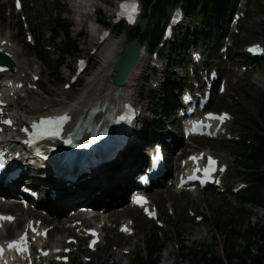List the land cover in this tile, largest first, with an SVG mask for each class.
<instances>
[{"label":"rangeland","instance_id":"obj_1","mask_svg":"<svg viewBox=\"0 0 264 264\" xmlns=\"http://www.w3.org/2000/svg\"><path fill=\"white\" fill-rule=\"evenodd\" d=\"M20 1L22 6L18 7L16 6V0H0V25L3 26L4 30L10 26L12 32L17 33L18 37H22L20 42L22 51L26 56L32 58V65L38 67V74L35 75L37 84L28 83L26 79H23L15 93L2 87L0 89V98L16 100L20 107L27 105L29 113L37 114L40 111L50 109L54 102L64 98L65 93L69 95L68 99L76 98L82 88L87 86L88 77L97 70L108 71L112 69L116 59L110 61L107 66L104 64L96 51V46L90 41L88 31L90 22L77 24L76 18L79 15L75 8L72 7L70 0ZM140 1L142 6L140 16L135 23L131 24L124 20L115 22L117 16L114 12L118 8L119 0H95L96 8L98 9L97 17L100 20L110 22V26L105 24L106 26L103 28L108 30V32L112 31L111 38L116 39L126 36L123 46L129 41L127 31L136 26L142 17L146 15L150 19V26L161 18L162 40L166 42L165 52L163 55L161 51H158V54L155 53L151 50L149 42L143 40L142 45L148 49L149 64L140 88L139 104L131 106L138 114L141 104L144 106L143 109L147 106L146 108H149V110L145 113L149 116L150 122L161 128V117L164 121V116L160 114V111L163 109L164 103H166L165 94L174 85V71L189 77V75H194L193 70L197 67L196 73L199 75L200 82L210 76L212 72L218 73L219 79L217 82L221 85L213 90V100L209 104L207 112H225V114L232 116V120L226 123L225 137L195 138L192 145L183 144V148L179 149V151L188 148L189 150L185 151L187 155L192 154L196 150H203L216 155L221 164L228 165L227 170L223 173L225 186L223 189L221 187L199 189L194 194L199 193L197 198H200V200L190 203L189 196H192L190 193L177 191L174 185L164 183L151 190L152 204L157 210L156 218L150 219L138 209H129L128 215L120 218L118 222L105 219L104 235L96 247H90L89 238H85L86 232L81 231L77 226L70 227L65 236H68L67 239L76 237L77 242L75 243L79 245L75 243L68 245L69 247L65 248L68 251L61 253L62 258L52 257L49 264H135V256L145 253L148 239L155 233L164 241L157 264H162L163 262L167 264H188V261L181 257L184 246L197 251L206 250L218 257L227 258V253L232 246L242 250L246 245V241L238 232H243L250 224H264V207L252 203H243L239 199V196L249 185L250 179L249 167L244 159V154L247 151L246 145L254 141L260 132L261 117L259 114L264 105V88L255 84L254 78L264 71V60L259 58L254 62L252 64L255 65L254 69L251 68L252 65H245L242 61L238 65H233L234 74L231 76V81L238 79L240 82L238 87L231 88L230 94L222 93L224 88L222 84L226 74L224 69L226 65H229V59L226 58L227 54L224 49L227 46L231 47L235 51L233 55L243 59L245 56H240V51L248 49L249 45L254 43L262 42L264 44V0H247L243 9L245 15L242 17L246 27L241 28L238 26L235 28L234 23H232L224 40L212 37V42L209 32H211L213 27L214 15L219 12H226L225 15L229 18L232 15L233 8L240 14L242 10L241 8H236L237 3L229 10L226 8L221 9L222 6L220 5L215 6L212 10V25L208 27L199 24L197 21H190L181 3L179 5L168 4L166 6V15L161 17L158 4L153 8L154 14L149 15V7L146 6L143 0ZM176 6L182 7L184 12H181L175 25H172V32L167 35L164 32L165 26L168 22L170 23ZM223 10L225 11L222 12ZM62 11L63 13L61 14ZM249 12L252 14H249ZM253 19L257 21L252 26L254 29L250 30V23ZM60 20H65L71 24L70 35L77 42L78 51H70L66 55L59 52L58 49L63 45L64 35L59 32V35L55 38L51 34V30L58 26ZM197 30L203 33L199 40H197ZM177 43L182 52L179 56H175L171 51ZM208 45L211 48H208ZM37 46L42 50H46L47 60L41 61L38 59L36 55ZM162 46L159 43L158 48ZM202 48H204L203 54L201 52ZM120 53L121 50L119 51ZM196 53H199L200 58L205 60L202 66L193 61ZM119 54L116 55V58L119 57ZM221 57L226 58L225 64L216 63ZM61 60L64 63L58 69H55V65ZM82 60L87 61V64L86 68L79 72L78 68ZM152 67L157 68V72ZM193 82L196 83L194 76L191 78L185 77L182 80V89L189 87ZM192 87L194 89L197 88L196 86ZM203 90H199V99L204 96ZM151 91H153L154 95L150 93ZM142 93H145V98L142 97ZM231 94L236 95L238 99L233 100ZM216 95L218 97L215 98ZM153 100H156V102L154 103ZM240 102L246 105L249 110L239 107ZM175 116L178 117L176 111L167 119V123H172L174 130L182 137L181 127L178 121H175ZM242 124L248 125L244 133L239 129ZM133 136L135 137V133H133ZM154 144L152 142L150 152H154ZM132 148L127 150L131 151ZM127 150L126 153H128ZM172 163L175 164V158L170 161V164ZM48 183L46 182V184ZM167 186L172 189L171 193H167ZM159 190H162V192L159 193ZM22 192L26 194L25 190ZM207 192H212L217 197L205 200L204 196ZM48 194L50 197L48 196L46 201L50 203L56 202L55 196L51 195L50 190ZM176 200L182 204L186 202L185 206L173 208L171 204ZM118 205H121V203L117 202L116 206ZM77 206H70L63 212L62 216L66 215L68 217L70 215L68 210H75ZM98 207L101 208L100 205ZM0 208H4V206H0ZM11 208L12 210L10 209V211L15 216L21 213L24 218L20 228L25 227L29 217L33 216L30 211L38 210L40 213L46 211V209H41L35 204H30L28 208H21V210ZM37 218L40 217H34L35 220ZM125 219L132 224V234L128 236L125 233H119L118 238L115 240V234L119 231L121 232L120 222ZM98 221L100 219L96 218L93 222L97 223ZM227 223L231 225L228 229L225 226ZM44 224L50 226L51 223ZM90 226L92 227V225ZM205 226L208 229H212V232L206 238L193 240L189 234L185 237L188 229ZM10 230H12L13 235H16L19 228L16 226ZM129 249H132L129 255L121 254L120 257L115 256L116 261H113V256H110L111 252L127 251ZM168 250H171V253L165 260L164 253L168 252ZM254 251H256L255 248ZM36 263L48 264L46 260L43 261L41 258H37Z\"/></svg>","mask_w":264,"mask_h":264},{"label":"bare ground","instance_id":"obj_2","mask_svg":"<svg viewBox=\"0 0 264 264\" xmlns=\"http://www.w3.org/2000/svg\"><path fill=\"white\" fill-rule=\"evenodd\" d=\"M71 5L77 11L79 17L76 18V22L78 25L89 23V35L90 41L92 44L96 46V51L99 56L102 58L104 64H107L112 60H117V54L119 51L123 50L124 46L122 45L125 42L126 36H122L120 38L112 39V31L108 34L105 29L101 27H97L94 24V18L89 13L88 9H92L97 4L95 0H70ZM244 0H239L236 8L244 9L245 5ZM141 5L136 9V20L140 16ZM248 12V11H247ZM116 16H119V9L114 12ZM224 13H216L214 15V22L211 32H209V37L212 42V37H216V39L224 40L228 34V29L230 27V21ZM249 14H252L249 12ZM241 17V15H239ZM100 18L97 17V20ZM135 20V21H136ZM256 19H253L250 23V30H253L252 26L254 25ZM92 23V24H91ZM238 26L241 28L246 27L244 24V20L241 18L239 19ZM11 27L8 26L4 30L3 26L0 25V51L8 54L16 63L17 71L14 74L4 72L0 73V89L5 87L12 93H15L21 85L23 79H26L28 83L37 84L35 75L38 74V67L36 65H32V58L26 56V54L22 51L20 46L21 38L18 37L17 33L12 32ZM262 42H258V44L254 43L252 45L259 47ZM240 51V56H245L243 59H239L240 57H236L233 55L234 49L227 46L224 49V52L227 54V59H229V65L225 66V78L223 93L230 94L231 88L238 87V83L240 82L238 79L236 81H231V76L234 74V70L232 69L233 65H238L240 61L243 63L252 65L256 62L259 58L264 60V52L260 56L254 54L250 48ZM208 48L211 46L208 45ZM223 51V50H222ZM202 54L204 53V48L201 49ZM121 54V53H120ZM119 54V55H120ZM195 58L193 59L195 63L202 66L204 63V59L200 58V54L196 53ZM226 58L221 57L216 61L219 64H225ZM236 59V60H235ZM115 60V62H116ZM114 62V65H115ZM151 62V61H150ZM149 64V56H148V49L145 46H141V52L138 60L136 61L135 65L129 72L126 81L120 87L113 82L111 78V73L114 71V65L112 69L108 71H104L103 69L97 70L94 74L90 75L87 80V86L82 88L81 92L78 94L76 98L68 99L69 95L65 93L64 98H60L58 101L54 102L50 109L40 111L43 113L45 111H54L56 109H67L66 113L70 115V117L76 115L82 109L90 106L91 104L97 102L100 104V108L107 104V109L111 108L113 105L115 108L118 106L117 110V117H121V107L123 109L126 108L124 106L126 103L128 105H136L139 104V93L141 94L140 88L144 79V75L146 74V69L148 68ZM82 63L80 64V66ZM255 65H252V69H254ZM264 71L259 73L254 78V83L264 88ZM187 77L191 78L193 76L189 75H181L180 73L174 71L173 79L174 85L168 89L166 96V103H164L163 109L160 111V114L164 116V121L161 117L162 127L158 128L154 123L150 122L149 116L145 113L149 108H144L141 104V108H139V119L140 122L135 124V140L134 142L129 144L128 149L131 147L132 150L128 151V153H124L119 158H117L111 165H107L105 167H100L99 169L93 171L91 174L87 176H82L76 182H69L60 178H57L55 174L52 173V169L46 163L39 154L33 153L31 150L27 148V146L23 145L22 143L16 142L13 138L15 135H12L11 138L7 139L3 142L4 149L6 150V158L8 159L9 166H15L16 169L22 172V177L19 180L14 182V187L17 189L18 193H22L25 188L33 189V191L39 192V200H37L34 204L39 206L41 209H46L48 213L39 212L38 210L30 211L33 215L30 216L27 224L25 227L20 228L23 222V216L21 213L14 217L15 219H0V230L2 231L4 227H8L10 229H14L16 226L21 230L19 234L15 236L14 240H18L22 235L27 234V238H30V242L27 244V249L32 250L34 249V245L37 248V256L38 258L44 255V252L49 249L52 257L57 256L58 259L62 258L61 253L66 251V247L69 245L70 242L65 233L73 227L74 221L71 218L67 217L66 215L62 216L63 212L66 211L67 208L70 206H75L78 203L79 206L83 207V205L94 206L103 205V206H113L116 205L117 202L123 200L126 187L130 183H134L135 175L141 171L145 161L147 160V152L150 151L152 147V142L160 143L162 147L167 150V152L172 155L174 154L175 149L177 146L183 144L181 137L178 135L176 130L172 127V123H167V119L170 118L172 113L175 111V108L178 106L179 101L181 102V96L186 89L183 88L182 80ZM196 89H187V92L191 98L196 100V98L200 95V89H204L202 93L206 90H212L216 85V80H212L207 76L203 81L195 83ZM52 91V90H48ZM180 92V93H179ZM181 94V95H180ZM218 95L215 96V98ZM233 100H237L238 97L236 95L231 94ZM213 100V97H212ZM212 102L211 100L209 101ZM183 104V103H182ZM239 107L249 110L246 105L240 102ZM101 110L99 114H97L96 119L100 120L105 113L107 112ZM115 110V109H114ZM112 110V112L114 111ZM2 113H12V115H23L25 117H33L34 114L29 113L27 110V105L19 106L16 103V100H7L4 98H0V116ZM223 112H208L207 114L217 121L221 122L219 129L215 131L214 137L222 138L225 137L224 131L227 122L232 120V116L228 115L224 119H218L213 117H221ZM212 116H211V115ZM175 121H177V117L175 116ZM216 127L212 126V129L215 130ZM234 128V127H233ZM248 128L247 124H242L239 128L240 130L244 131ZM232 129V127H231ZM137 132V133H136ZM90 134L85 136V139H88ZM151 142V143H150ZM196 155V159L199 160L201 154L206 153L203 150H196L192 152ZM18 154V155H16ZM175 156V154H174ZM51 181L50 183L46 184L44 181L46 178ZM40 178V179H39ZM22 181V182H21ZM48 182V181H47ZM178 183V182H177ZM55 196V201L47 202L46 199L49 196L48 191ZM167 193H171L172 189L168 186L166 188ZM177 191H180L177 189ZM131 192V195H130ZM162 190H159L161 193ZM137 188H132L128 192L127 199L130 200L131 196H135L139 194ZM189 196V202L195 203L199 201L200 198L198 194H192ZM205 200L214 199L217 195H214L212 192H207L205 194ZM185 203H181L180 201L176 200L171 204V206L182 208L185 206ZM0 206H4V209L12 210L10 205L6 203H0ZM119 206H115L113 209H117ZM263 207V206H261ZM14 209L21 210L19 204H15ZM155 209V208H154ZM153 209V210H154ZM99 213H102L100 221L96 223L95 226L100 232L98 236L90 238V243L92 246H95L96 243L103 237L104 235V227L103 223L105 219L112 220V222H118L120 218L125 215H128V210H112L113 212L109 213L106 216L105 210L103 208H99ZM72 211V209H70ZM75 211V210H74ZM73 211V212H74ZM75 214V213H73ZM59 216V217H58ZM81 219L84 223L91 221V219L87 216V214H81ZM3 217H10L8 214L4 215ZM34 217H40L36 220ZM74 217V216H73ZM95 217V216H94ZM97 217V216H96ZM44 223H51L50 226L45 225ZM132 224L128 222L127 219L122 220L120 222V227L123 228V231H119L114 238L115 240L118 238L119 233H125L128 236L132 234L131 228ZM92 227L88 228H80L81 231L86 232L90 231ZM130 229V230H129ZM47 232L48 236L44 235V232ZM212 229H208L206 226L201 228H194L188 229L185 233V237L187 234L190 235V238L193 240H202L206 238ZM90 235V233H89ZM91 237V235H90ZM49 238V239H48ZM49 240V241H48ZM51 241V242H50ZM116 252V251H115ZM111 252L110 256H113V261H116L115 256L120 257L123 253V250L119 252ZM171 253V250L164 253V259L168 257ZM27 255L26 252H17L15 248H8L3 252L2 255V264H16L22 262L23 264H29L30 258L24 260L25 256ZM47 257V256H45ZM45 257L43 259H45ZM162 264H167L163 262Z\"/></svg>","mask_w":264,"mask_h":264},{"label":"trees","instance_id":"obj_3","mask_svg":"<svg viewBox=\"0 0 264 264\" xmlns=\"http://www.w3.org/2000/svg\"><path fill=\"white\" fill-rule=\"evenodd\" d=\"M146 6L149 7V15L153 12L155 6H159L161 17L166 15V6L168 4H175L183 6L185 14L190 21H197L201 25L210 27L212 25V10L216 6H222L221 9H230L237 0H143ZM229 6V8H228ZM179 7V6H176ZM220 8V7H219ZM223 10L222 12H224ZM63 11L61 12V14ZM148 15V16H149ZM146 16V15H145ZM104 24L110 26V22L101 19ZM161 18L151 24L150 19L143 32H141L140 26L137 23L136 26L127 31L129 40L135 37H139L140 42L147 40L151 46V50H156L159 43L162 40L163 28L160 27ZM121 25V24H120ZM71 24L65 20H60L58 26H55V30H51L53 36H58L59 32L64 35L63 45L59 48V52L63 55L69 54L70 51H78L77 42L72 39L70 35ZM119 26V25H118ZM150 26V27H149ZM199 40L203 33L197 30ZM181 37V36H180ZM168 44V42H167ZM175 44V43H174ZM166 43L160 47L161 54L165 52ZM172 53L175 56H179L182 52L180 47L174 45ZM173 46V47H174ZM38 47V46H37ZM36 55L41 61L47 60L46 50L37 48ZM63 60L59 61L55 65V69H58L62 64ZM157 72V68H153ZM153 94V91L150 92ZM142 97H146L145 93H142ZM154 95V94H153ZM155 103L156 100H153ZM261 121L259 124L260 132L256 136V139L249 142L247 151L244 154L246 165L249 167V185L245 188L239 199L243 203H252L257 206L264 207V105L260 110ZM226 228H230L231 225L228 223L225 225ZM240 236L246 241V245L242 250H238L235 246H232L231 250L227 253V258H221L209 251H197L184 246L182 248L181 257L188 261V264H264V224H250L249 227L243 232H238ZM157 234H153L148 239L146 244V251L143 254L135 256V264H157L159 261V253L161 252L164 241ZM254 248L256 251H254Z\"/></svg>","mask_w":264,"mask_h":264},{"label":"water","instance_id":"obj_4","mask_svg":"<svg viewBox=\"0 0 264 264\" xmlns=\"http://www.w3.org/2000/svg\"><path fill=\"white\" fill-rule=\"evenodd\" d=\"M149 18L143 17L139 21L141 31H144ZM141 52V43L139 37L130 39L124 46L121 54L115 62L111 78L116 85L122 86L126 81V78L138 60ZM17 71V65L15 61L6 53L0 51V72L15 73Z\"/></svg>","mask_w":264,"mask_h":264},{"label":"snow or ice","instance_id":"obj_5","mask_svg":"<svg viewBox=\"0 0 264 264\" xmlns=\"http://www.w3.org/2000/svg\"><path fill=\"white\" fill-rule=\"evenodd\" d=\"M19 6V3H18ZM122 8V13L121 14H127L129 20L131 21L134 17L135 11H136V5L135 3H124L121 5ZM82 63V62H81ZM211 115V114H210ZM67 117H57L54 118L56 120H64ZM213 118H218V119H224L226 118V114L224 116L221 117H213ZM53 118H48L46 121H42V123L45 122H51ZM5 123H11V121H4ZM210 163H214V161H210ZM206 173L208 171H210V169H205ZM143 198H138V202L139 200H142ZM0 219H8L11 220L12 218L10 217H0ZM8 247L9 248H15L17 252H26L27 251V234H25L24 236H21L18 240H14V241H9L8 242ZM3 255V247L0 246V256Z\"/></svg>","mask_w":264,"mask_h":264}]
</instances>
